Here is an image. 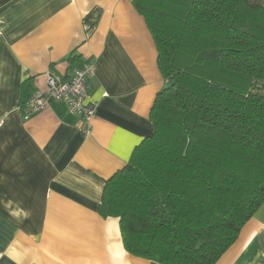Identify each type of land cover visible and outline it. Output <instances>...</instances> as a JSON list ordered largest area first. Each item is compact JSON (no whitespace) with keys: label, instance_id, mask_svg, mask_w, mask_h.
<instances>
[{"label":"crops","instance_id":"obj_1","mask_svg":"<svg viewBox=\"0 0 264 264\" xmlns=\"http://www.w3.org/2000/svg\"><path fill=\"white\" fill-rule=\"evenodd\" d=\"M134 0H0V264H154L124 249L119 220L98 214L105 183L152 132L165 87ZM94 65L85 136L58 104L19 107ZM216 264H264V202Z\"/></svg>","mask_w":264,"mask_h":264},{"label":"trees","instance_id":"obj_2","mask_svg":"<svg viewBox=\"0 0 264 264\" xmlns=\"http://www.w3.org/2000/svg\"><path fill=\"white\" fill-rule=\"evenodd\" d=\"M166 82L98 214L154 264H216L264 202V0H134Z\"/></svg>","mask_w":264,"mask_h":264},{"label":"built area","instance_id":"obj_3","mask_svg":"<svg viewBox=\"0 0 264 264\" xmlns=\"http://www.w3.org/2000/svg\"><path fill=\"white\" fill-rule=\"evenodd\" d=\"M93 75L94 65L90 62L74 69L67 78L46 74L45 88L37 90L19 107L22 119L28 120L33 115L49 109L51 104H58L79 120L82 133L88 136L96 112V103L91 101L87 93V84Z\"/></svg>","mask_w":264,"mask_h":264}]
</instances>
